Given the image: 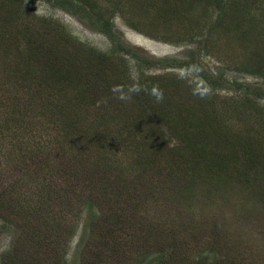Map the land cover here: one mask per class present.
Here are the masks:
<instances>
[{
    "label": "rangeland",
    "instance_id": "374dc122",
    "mask_svg": "<svg viewBox=\"0 0 264 264\" xmlns=\"http://www.w3.org/2000/svg\"><path fill=\"white\" fill-rule=\"evenodd\" d=\"M95 1L98 11L103 9V16L141 56L158 62L171 58L182 61L197 55L211 74L230 83L264 88V74L249 66L259 63L258 56L264 59V0ZM219 18H223L220 28L214 25ZM127 19L139 30L132 28ZM96 25L84 14H72L57 2L0 0V38L13 50L3 61L0 47V264L14 236L23 233L17 223L27 220L32 235L40 230L34 241V257L46 264H81L82 256L86 264H165L167 259V264H264V178L257 175L264 171V161L246 176L240 175L244 169L238 167L207 176L205 161L193 163L195 151L183 144L174 124L184 114L188 119L206 114L205 135L211 147L228 145L226 139L222 140L221 125L234 135L257 141L261 137L258 108L264 106V100L251 105L239 90L209 86L195 70L164 67V63L142 69L129 55L109 58L101 66L100 76L96 69L87 85L95 88L94 92L76 89L69 83L72 75L67 79L46 75L34 58L28 67L36 63L32 66L39 73L36 82L24 81L29 89L20 85L19 70L29 69L22 59L27 38L43 45L49 56L51 49L56 52L66 46V33L78 44L110 50L111 42ZM210 27L214 31L209 33ZM224 27H229V34ZM141 73L162 75L153 83L163 90L164 101L172 102L165 106L156 102L155 109L144 104L140 108L145 109L144 115L135 95L127 103L112 98L113 85L138 83ZM30 87L42 98L52 95V100L58 102L51 105L53 117L44 111L33 113L37 104H31L27 111L2 110L7 102L10 105L24 99ZM61 93L75 106L59 104ZM101 98H107L108 103L97 108ZM171 104L182 109L175 112ZM63 111L68 114L66 121L60 115ZM46 119H54L61 129L56 136L48 125L53 133L51 163L55 165L50 174L44 175L36 165L33 172L32 162L24 160L25 156L34 159V154L38 155L34 143L41 139ZM11 127L19 130L13 129L4 137L6 128ZM185 127L193 131L191 125ZM22 143L24 150L20 148ZM34 161L39 158L36 156ZM71 163L85 166L81 178L85 175V181H90L86 184L96 198L92 201L96 213L99 206L110 212V205H103L102 198L115 190L122 197L128 196L133 205L138 203V214L121 215L119 224L118 218L102 220L100 229L89 239V210L85 203L75 201L80 176L67 173ZM168 171L174 173V178H169ZM69 195L75 202L72 210L62 208ZM110 197L112 206L118 207L117 196ZM69 227L74 233L66 232ZM161 239L163 245L173 241L175 248L165 246L144 252L140 247L141 240H149L158 248Z\"/></svg>",
    "mask_w": 264,
    "mask_h": 264
},
{
    "label": "trees",
    "instance_id": "16d2710c",
    "mask_svg": "<svg viewBox=\"0 0 264 264\" xmlns=\"http://www.w3.org/2000/svg\"><path fill=\"white\" fill-rule=\"evenodd\" d=\"M45 2H57V4L65 9L66 11L72 13V14H78L82 13L85 16L89 17L90 20L93 22V24L96 25V29H98L100 32L105 34L109 41L111 42V47L110 50L108 51H100L96 50L93 47H87L84 43L78 44V40H76L73 36L69 35L65 31H63L65 35L64 37V42L65 45L62 50H59L58 48L56 49V52L51 49L49 53L51 56H49L48 52L44 51V46L41 44H36L33 40V38L26 39L25 41V48H27L25 51L23 50V53L25 55L24 58H22L28 67L30 65V62H33V59L40 65V67L45 71L46 75H52L56 76L57 79L58 77H68L69 75H72L71 79L69 80V83L72 84L76 89L80 90L81 92H85L87 90L91 89V92L96 91L95 88H88V82L91 83L93 80L92 77L95 74V71L97 69L99 76L101 75V66L106 63V61L111 58V57H122L121 55H129L133 59H136L140 68H149L153 64L156 63H164V67H178V68H187L191 70H195L200 77H202L208 84L209 86L212 87H222V88H233L234 90H239L240 93L245 95V99H248L249 102H251V105L254 104V102H259V100H264V88L261 86H256V85H247V84H241V83H236V82H229L224 78H221L220 76H217L215 74H211L209 71L204 69L202 61L199 56L197 55H191L188 59H183L182 61L178 60L177 58H171L170 60H152L146 56H141L140 53L138 52V49H136L134 46H131L129 43H127L121 34L115 30V27L113 25V22L110 19L105 18L103 16L104 12L103 9L101 12L98 11V3L95 0H80L82 4H80L77 0H44ZM108 11V10H107ZM86 12V13H85ZM105 15V14H104ZM225 15V14H224ZM101 16V17H100ZM223 18H219V20L215 21V24L217 27L220 26V23H222ZM128 24L134 28L139 30L135 24L130 23V20L127 19ZM220 28V27H218ZM229 27H224L226 30ZM214 27L209 28V33L213 32ZM227 31V30H226ZM227 33H230V30L228 29ZM226 33V35H228ZM0 47L1 51L3 53V61L5 59H8L9 55L11 54L12 47L8 45L4 39L0 38ZM70 48V49H69ZM12 50V51H11ZM74 51L73 55L70 54V52ZM16 53H19V49L16 51ZM120 55H119V54ZM28 54V55H27ZM60 54V55H58ZM259 58V63L258 64H252L249 65L250 68L256 72V73H261L264 74V59L258 56ZM8 64V61H6ZM36 63L34 62L29 69H26L27 72L24 70H19L21 74L19 77L22 79L21 84L24 89H29V87H24L27 83H23L24 81H34L36 82V76H37V69L32 68L35 67ZM138 66V67H139ZM26 67V68H27ZM92 74V75H91ZM39 75V73H38ZM89 75V76H88ZM162 78V75L158 76H146L143 73H141L140 77L138 78V84L146 89H151L152 86L155 84L153 83L155 80L158 78ZM39 78V77H37ZM103 78V77H102ZM40 79V78H39ZM11 80V79H9ZM7 80V81H9ZM13 80L9 81L12 82ZM97 83V82H96ZM157 83V81H156ZM156 85V84H155ZM160 87V86H159ZM45 89V87H43ZM46 90V89H45ZM32 91V92H31ZM39 91L34 89L33 87H30L28 95H25L24 99L22 98L21 100H18V102H13L10 105H7L8 102L5 104L6 107L5 109L2 110H9L11 108H15L17 110H24L27 111V108H30L29 106L31 104H37V108L33 109V113H39L41 111H44L48 116H54V111L52 109L53 104L58 103L55 100H52V95L49 96V98H42L41 95L40 97L38 96ZM65 93H61L59 97L61 98V103L59 104H71L75 106V103L70 100V98L65 97ZM137 104H138V109L142 108L144 104L149 105L150 107L155 109V104L156 101L154 100V97L147 94V92H140L139 95L134 96ZM36 99L41 100V103L39 101H36ZM144 100L146 103H144ZM172 101H169L171 103ZM161 103L165 106V104H169L168 102L166 103L164 99L161 101ZM212 103V101H211ZM173 107V111L178 112L179 110L182 109V106H176L175 104H171ZM7 108V109H6ZM145 110V109H144ZM144 110L140 109V112H143L144 115L146 112ZM191 110V109H189ZM188 110V111H189ZM260 112L259 120H258V134L261 135V137H257L256 140H249L245 135H234L227 131L224 126L220 128L221 134L223 135V139H226L225 144H228L227 146H224V148L220 147V149H217L215 147H211L208 145L207 140H206V133L207 129V115L206 114H201L200 116H192L191 118H186V114L182 115L179 117V123H174L179 129H177V136L183 138V144H185L187 147H191L194 151L195 154L191 156L193 163L197 164L199 161H205L206 164V173L207 176H211V174L215 173L216 171H222L226 173L228 169L232 167H238L244 169V173H240V175L246 176L249 172L250 169L257 170V166L259 161L261 162L262 160L264 161V106L261 108H258ZM190 112V111H189ZM122 113V112H121ZM142 114V113H141ZM63 117V121H66L68 114L66 112H62L60 114ZM126 116V114L124 113ZM59 115L56 116V118L59 121H62L61 118L58 117ZM167 117L165 115V119L167 120ZM222 117H217V119H221ZM39 120L35 121V123H38ZM47 122L44 121L43 126L44 130L41 135V139L38 141H35V150L38 155L34 154V159L30 158L29 156H25V160H30L33 164V172L36 171L34 170L35 165L36 167H40L41 170H44V175L50 174L51 169L54 167L55 164L51 163V158L53 155L52 153V140L51 136L53 135L52 130L49 129V126H52L53 131L55 132V135L58 136V131L61 129L59 126L60 123H57V121L49 122L46 119ZM217 121V120H213ZM26 121H24L23 124H25ZM220 123V122H219ZM22 124V123H21ZM30 123L26 125L25 130L30 127ZM186 125H191L193 127V131L190 132L187 130L185 127ZM8 131L7 133H4V137H8L9 134L13 131V129L19 130V128L14 127V128H6ZM175 130V129H174ZM21 140H23L24 143H27L26 140L22 137ZM261 144H259V143ZM21 144V150H24L25 144ZM258 143V144H257ZM203 146V147H202ZM178 151H182V148L176 147L175 148ZM222 150V151H221ZM39 158V161H34L35 157ZM29 157V158H28ZM172 160V159H171ZM168 160L170 162L174 160ZM66 165V164H65ZM85 167V166H83ZM82 165L80 163L77 165V163H71L68 168H66L68 174L70 175H78L80 178H78L79 183L78 187L79 189H75V191H78L79 194L75 195V201L79 202L80 204L85 203V206L88 207V216L90 218V221L86 224L89 232V239L93 236L94 231H97L100 229L101 223L103 224V221H107L109 219H114L118 218L117 223H120L119 218L121 215H135L138 214L136 213L137 209L140 207L137 204L133 205L128 198V196L122 197L120 194H118L115 190H110L111 193H108L106 196H104L103 202H105L103 205L107 204L110 205L109 208H111L110 212H107L106 209H103L101 206H99L98 210L99 212L96 213L92 201L96 199L91 192L89 191V182L90 181H85V175L81 178L82 174ZM230 167V168H229ZM169 172V178L172 179L174 178L173 174ZM251 172V171H250ZM204 173V174H205ZM43 175V176H44ZM216 175V174H215ZM213 176V178L215 177ZM257 175H259V179L264 178V171L262 172H257ZM87 183V184H86ZM77 187V188H78ZM76 193V192H75ZM110 195H115L117 196V204L118 207L112 206V197ZM129 195V194H128ZM82 196V197H81ZM86 199L83 201V199ZM2 199V192H0V200ZM12 199H15L12 197ZM67 199L69 200L65 206L62 208L64 209H69L72 210L74 207V200L72 196H68ZM73 202V203H72ZM101 204V202H99ZM106 206V205H105ZM113 208H117L116 210H113ZM83 210V208H82ZM105 212L103 213L102 211ZM30 211H27V213ZM140 213V212H139ZM74 215V214H73ZM72 215V216H73ZM61 216V215H59ZM142 214L140 213V215ZM93 217V219H91ZM10 216L7 215V219H9ZM27 220V219H25ZM64 221V220H62ZM12 223V222H10ZM43 224V223H41ZM18 227L22 230L23 233L21 235L14 236V239L12 240L11 247L9 250L4 252V254L1 256L2 264H46L42 258H35L34 257V241L35 238L39 235V229L35 230V232L32 233L30 232V227H29V222L28 220L24 222H18L17 223ZM60 225V226H59ZM58 227H62V224H59ZM109 230V228H108ZM51 231V229H50ZM66 232H72L74 231L69 227V231ZM164 239L160 240V247L155 248L154 244L150 243L149 240H141L140 247L143 249L144 252H146L147 249H159V248H164L165 246H171L172 249L175 247V243L172 241L170 243H167L165 245L162 244V241ZM120 242H116L118 244ZM163 250V249H161ZM161 253H159V258ZM64 259V255H60ZM173 256H170V259ZM174 258V257H173ZM155 260V259H152ZM168 259L165 264H167ZM49 264V263H48ZM81 264H86V258L81 257ZM118 264H123L122 262H118ZM161 264V263H160Z\"/></svg>",
    "mask_w": 264,
    "mask_h": 264
},
{
    "label": "clouds",
    "instance_id": "9594fccd",
    "mask_svg": "<svg viewBox=\"0 0 264 264\" xmlns=\"http://www.w3.org/2000/svg\"><path fill=\"white\" fill-rule=\"evenodd\" d=\"M110 91L112 93V98L125 103L130 102L134 95H138L142 91L153 96L156 102H161L164 99V92L159 85H153L150 90L140 86L138 83H133L127 87L122 85H113ZM107 103V98H101L96 102V107L99 108Z\"/></svg>",
    "mask_w": 264,
    "mask_h": 264
}]
</instances>
